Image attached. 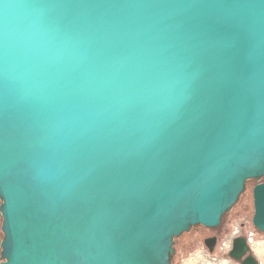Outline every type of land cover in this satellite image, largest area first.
Listing matches in <instances>:
<instances>
[{"label": "water", "instance_id": "1", "mask_svg": "<svg viewBox=\"0 0 264 264\" xmlns=\"http://www.w3.org/2000/svg\"><path fill=\"white\" fill-rule=\"evenodd\" d=\"M262 178L264 0H0V264H172Z\"/></svg>", "mask_w": 264, "mask_h": 264}, {"label": "rangeland", "instance_id": "2", "mask_svg": "<svg viewBox=\"0 0 264 264\" xmlns=\"http://www.w3.org/2000/svg\"><path fill=\"white\" fill-rule=\"evenodd\" d=\"M263 182L264 178L247 182L246 190L241 195L239 202L231 212L223 217L221 228L209 229L198 226L176 239L172 264H240L228 258L226 253L230 248V241L234 232L241 228V234L244 235L254 232L256 239L263 245L260 248L256 246L252 252L259 263L264 264V233L259 232L253 225L255 215L254 188ZM1 205L2 201L0 200V207ZM2 224L3 219L0 215V245L4 239ZM217 234L221 235V243L218 250L211 254L206 249L204 242L207 238Z\"/></svg>", "mask_w": 264, "mask_h": 264}, {"label": "built area", "instance_id": "3", "mask_svg": "<svg viewBox=\"0 0 264 264\" xmlns=\"http://www.w3.org/2000/svg\"><path fill=\"white\" fill-rule=\"evenodd\" d=\"M241 230H242V228H241V229H237V230L234 232V235H233V237H232V239H231V241H230V248H229V250H228L227 252H229L230 250H232L234 240H235L236 238L242 236V234H241ZM245 237H246L247 243H248V245H249L251 251H254V248H255L256 246H258L259 248H260V246H263V245L261 244V242L258 241V240L256 239V236H255V233H254V232H249L247 235H245ZM258 247H257V248H258ZM252 253H253V252H252Z\"/></svg>", "mask_w": 264, "mask_h": 264}, {"label": "flooded vegetation", "instance_id": "4", "mask_svg": "<svg viewBox=\"0 0 264 264\" xmlns=\"http://www.w3.org/2000/svg\"><path fill=\"white\" fill-rule=\"evenodd\" d=\"M240 200V199H239ZM239 202V201H238ZM234 208V207H233ZM232 208V209H233ZM232 211V210H231ZM222 226V225H221ZM221 226L219 227V228H221ZM194 228V227H193ZM192 228V229H193ZM219 228H217V229H219ZM191 229V230H192ZM190 230V231H191ZM189 233V232H188ZM184 235V234H183ZM183 235H181L180 237H182ZM180 237H178V238H180ZM241 237H244L245 239H246V237H245V235L244 234H242V236ZM178 238H176V239H178ZM212 238H215L216 239V243H215V249H214V251H213V253H211L210 251H209V249L206 247V249L209 251V253H211V254H214L217 250H218V247L220 246V243H221V235H219V234H217V235H214V236H212V237H209V238H207V239H212ZM176 239H175V241H176ZM206 239V240H207ZM175 241H174V244H175ZM204 244H205V242H204ZM206 246V245H205ZM173 248H174V246H173ZM233 248V247H232ZM1 245H0V262H2V258H1ZM230 252H231V250L229 251V252H227L226 253V256L228 257V258H230ZM175 255V254H174ZM173 255V256H174ZM172 259H173V257H172ZM231 259V258H230Z\"/></svg>", "mask_w": 264, "mask_h": 264}, {"label": "trees", "instance_id": "5", "mask_svg": "<svg viewBox=\"0 0 264 264\" xmlns=\"http://www.w3.org/2000/svg\"><path fill=\"white\" fill-rule=\"evenodd\" d=\"M172 261H173V259H172Z\"/></svg>", "mask_w": 264, "mask_h": 264}]
</instances>
